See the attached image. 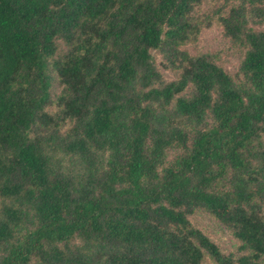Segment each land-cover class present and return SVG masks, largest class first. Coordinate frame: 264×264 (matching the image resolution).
<instances>
[{"label":"trees","instance_id":"16d2710c","mask_svg":"<svg viewBox=\"0 0 264 264\" xmlns=\"http://www.w3.org/2000/svg\"><path fill=\"white\" fill-rule=\"evenodd\" d=\"M205 1L0 0V264H264V0Z\"/></svg>","mask_w":264,"mask_h":264},{"label":"rangeland","instance_id":"374dc122","mask_svg":"<svg viewBox=\"0 0 264 264\" xmlns=\"http://www.w3.org/2000/svg\"><path fill=\"white\" fill-rule=\"evenodd\" d=\"M224 0H206L200 5L198 14L201 17L213 16L216 9L222 5ZM185 49L191 54H208L228 71L233 72L242 57L241 49L223 34L222 28L213 20L202 27L198 39L185 45ZM167 77L172 74L165 72ZM60 87L58 82L53 83V93L58 94ZM191 223L202 230L212 241H214L222 252H234L238 246V240L217 219L206 211L197 209L190 217ZM201 264H217L211 256L204 255Z\"/></svg>","mask_w":264,"mask_h":264}]
</instances>
